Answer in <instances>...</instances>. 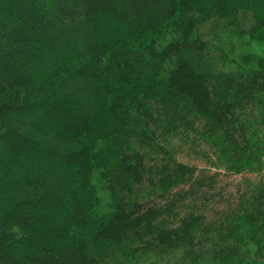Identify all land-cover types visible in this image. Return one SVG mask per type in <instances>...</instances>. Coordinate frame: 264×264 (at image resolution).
Here are the masks:
<instances>
[{"label":"trees","instance_id":"trees-1","mask_svg":"<svg viewBox=\"0 0 264 264\" xmlns=\"http://www.w3.org/2000/svg\"><path fill=\"white\" fill-rule=\"evenodd\" d=\"M260 33L264 0H0V264H264Z\"/></svg>","mask_w":264,"mask_h":264},{"label":"rangeland","instance_id":"rangeland-1","mask_svg":"<svg viewBox=\"0 0 264 264\" xmlns=\"http://www.w3.org/2000/svg\"><path fill=\"white\" fill-rule=\"evenodd\" d=\"M245 49L249 50L253 54H263L264 52V33L258 34L254 39H251L250 45L243 46ZM244 50V48H243ZM179 159L185 162H193L194 164L196 163L199 167L202 166L204 167L205 164L198 159L194 155H185V154H180ZM206 167V166H205ZM241 175H228L227 177L221 179L220 185H225L227 188H230V190H234L233 185L236 183V179H238Z\"/></svg>","mask_w":264,"mask_h":264}]
</instances>
